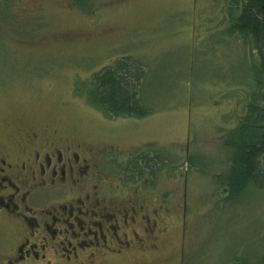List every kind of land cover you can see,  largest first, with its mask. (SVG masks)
<instances>
[{
  "label": "rangeland",
  "instance_id": "rangeland-1",
  "mask_svg": "<svg viewBox=\"0 0 264 264\" xmlns=\"http://www.w3.org/2000/svg\"><path fill=\"white\" fill-rule=\"evenodd\" d=\"M91 2L88 14L71 0H0V141L19 145L18 130L56 129L64 142L114 152L116 167L164 155L153 181H125L142 187L128 196L147 206L148 248L108 264L264 257V194L248 188L226 203L214 179L230 164L222 136L243 116L257 62L225 34V0ZM127 56L147 71L145 118L109 117L87 99L92 74Z\"/></svg>",
  "mask_w": 264,
  "mask_h": 264
},
{
  "label": "flooded vegetation",
  "instance_id": "flooded-vegetation-1",
  "mask_svg": "<svg viewBox=\"0 0 264 264\" xmlns=\"http://www.w3.org/2000/svg\"><path fill=\"white\" fill-rule=\"evenodd\" d=\"M18 133L19 145L0 141V264H108L144 253L154 225L128 196L140 182L114 171V152L64 142L56 129Z\"/></svg>",
  "mask_w": 264,
  "mask_h": 264
},
{
  "label": "trees",
  "instance_id": "trees-1",
  "mask_svg": "<svg viewBox=\"0 0 264 264\" xmlns=\"http://www.w3.org/2000/svg\"><path fill=\"white\" fill-rule=\"evenodd\" d=\"M91 14V0H71ZM228 26L225 34L238 35L252 52L257 62L251 67L243 116L236 126L222 136L223 145L231 150V160L226 172L217 174L215 182L222 187L226 203H236L248 188L264 194V0H225ZM146 68L127 56L117 59L92 74L85 82L88 102L109 117L145 118L153 113L143 96ZM131 158V159H130ZM128 158L122 167L129 181H141L146 176L153 181L160 170L154 156L137 154ZM232 264H264V257L257 261L233 259Z\"/></svg>",
  "mask_w": 264,
  "mask_h": 264
}]
</instances>
